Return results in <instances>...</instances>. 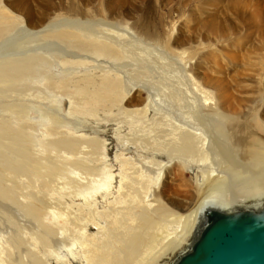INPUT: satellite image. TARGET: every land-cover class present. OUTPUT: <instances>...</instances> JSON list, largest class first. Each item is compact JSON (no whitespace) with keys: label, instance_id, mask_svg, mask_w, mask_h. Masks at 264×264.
Listing matches in <instances>:
<instances>
[{"label":"bare ground","instance_id":"6f19581e","mask_svg":"<svg viewBox=\"0 0 264 264\" xmlns=\"http://www.w3.org/2000/svg\"><path fill=\"white\" fill-rule=\"evenodd\" d=\"M205 1H224V11L243 8L244 37L232 48L225 65L213 52L215 24L208 19L214 15L211 12L204 18L182 13L171 16L158 23L160 31L144 22L141 14L113 9L94 20L68 7L38 20L27 8L20 7L21 18L12 17L22 30L21 35L16 32L18 41L37 42L12 50L0 48V96H21L22 91L16 87L25 79L33 80L36 73L43 88L39 91L41 100L56 87L69 88L75 79H81L84 87L74 86V94H107L106 103L124 113L123 119L110 120L114 129H128L125 136L129 138L123 139L122 148L118 145L109 149L106 139H100L97 133L69 129V124L77 123L59 115L61 109L56 104L45 108L21 102L0 106L8 115L0 121V196L8 195L3 176L27 177L40 169L39 163L32 164L20 153L18 143L23 137L33 143L38 137L37 142L60 149L63 157L77 158L68 169L73 181L68 187L70 211L62 207L51 210L59 224L57 232H67L65 250L55 252L50 248L51 230L41 227L35 234V244L37 240L54 256L52 264H168L190 245L207 208L228 210L264 203V38L247 46L253 31L264 34V0L263 6L257 0L260 8L250 6V0ZM4 13L0 9V14ZM193 23L205 26L204 41L187 33ZM180 34L185 38L181 48L175 50L171 44ZM127 45L134 49L125 55L123 46ZM149 51L152 56L143 58ZM168 54L181 61L182 75L189 83L181 97L166 86L161 88L167 92L160 93L148 81L145 87L127 86L121 71L125 65L116 64L127 59L133 62L131 70L137 77H148L150 65L139 66L138 62L162 60V55ZM226 64L239 68L231 72ZM142 89L146 101L139 98ZM66 101V114L72 116L73 95ZM31 110L37 115L30 116ZM147 114L148 122L143 119ZM104 120L102 123L109 122ZM26 121L40 126L39 136ZM8 126L17 129L10 131ZM162 136L165 143L158 141ZM145 138L152 143H144ZM79 146L84 151L76 152ZM120 149L133 152L135 160ZM26 210L39 215L34 207ZM5 239L0 241V264H46L42 260L36 263L26 252L12 259L7 246H13V239Z\"/></svg>","mask_w":264,"mask_h":264},{"label":"rangeland","instance_id":"374dc122","mask_svg":"<svg viewBox=\"0 0 264 264\" xmlns=\"http://www.w3.org/2000/svg\"><path fill=\"white\" fill-rule=\"evenodd\" d=\"M260 2L263 6L262 0H260ZM257 3V0H250V6H257ZM55 5H58L59 8H55ZM224 6V1L212 3L205 0H0V9L5 11V15L0 14V35L5 34L2 36L5 40L3 41L1 40L2 38L0 39V48L12 50L21 46H35L37 42H19L18 38L15 37L16 32H18L17 35L22 34V30L20 26H18L19 23L14 22L12 18L13 16L21 18L20 15L22 13L19 12L20 7H25L29 10V12L31 11L30 14L34 20H38L44 16V14H49L51 12L57 13L58 11L62 12L65 7L79 11L91 20L99 18L101 14L112 9L121 13L130 14L132 12L134 15H143L144 22L148 23L157 31L161 30V28L158 27V23L165 22L171 16H178L182 13L188 16L193 15L204 18L203 16L206 13L211 12L214 15L208 17V19L211 21L213 20L215 24L214 30H212L213 32L211 34L213 52L216 54L215 58L219 59V62L221 64L223 63L222 65H225V63L228 62L226 58H228V55L232 53V48L236 47L244 37V26L246 20L243 16L244 12H242V7H239L235 12L232 10L224 11ZM257 7L260 8V6ZM169 13L170 15H167ZM193 24L194 27L187 30V33L190 36H199L202 38V41H204L205 38H203V35L206 33L205 26H202L201 23ZM5 26L6 28H4ZM9 29L13 30V32L11 30L8 32ZM184 34H180L179 37L172 42L171 45L175 50H179L181 48V42L185 38ZM263 38V33L253 31L247 46L262 42ZM123 47L127 50L125 55L129 53L130 49H134L132 45ZM72 50L82 54V52L75 49ZM136 55L137 51L135 50L134 58H136ZM151 56L152 52L149 51L143 55V58L149 59ZM162 56L164 57L162 60L151 59L149 62H138L139 66L150 65L151 67L149 76H142L143 78L137 77L135 72L131 70L133 65L130 64L133 62H130L127 59H120L116 61V64L125 65V70L121 71H124L125 73L124 80L126 81L127 86L135 84L145 87L146 81H148L153 85V88H158L160 93L166 91L161 88V86H166L169 91L175 90L177 95L181 97L185 94V88L187 90L189 88V83L183 77L181 72V61L169 54L168 56ZM119 65H116L117 69H120ZM210 65H214V61H211ZM227 65L231 66V72H233L236 67V69L239 68L238 65H233V67L230 64H226V66ZM120 76H122V74H120ZM115 77L119 78L117 75H115ZM74 86L82 88L84 87V82L81 79H75L72 82V87L67 88L58 86L54 91L48 92V96L45 94L47 96L46 100H41L39 91H43V88L38 82V73H36V77L33 80L25 79L16 87V89H20L22 91L21 96H18L15 93H9V96H0V106H12L15 103L21 102L24 104L29 103L30 106L40 104L43 108H45L50 105L53 107L54 104H56L61 109L59 115H63L67 119L77 123V126L73 123L69 124V129L97 133L100 139H106L107 143L105 144L109 147V149L118 145L121 147V142L124 143L123 139L129 138L125 136V134L128 133V129L122 128L120 130H116L114 129V122H110V120H121L124 117V113L116 112V106H111L106 103V100L109 99L107 94L89 95L83 91H79L77 94H74ZM70 95H73L74 97L75 114L72 116H68L66 114V99ZM139 96V98L146 101L147 94L143 89ZM126 107L129 109L134 108L130 105H126ZM29 114L30 116L37 115V113L32 110ZM6 117H8V115H6L0 108V121ZM104 119H109L110 124L109 122H103V124L102 121H105ZM143 119L148 122V114L144 116ZM26 123L36 129L33 133L39 136L40 126H38L37 123H32L31 121H26ZM137 124L141 125L142 121H138ZM118 125H120V123H118ZM7 129L15 132L17 128L16 126H8ZM116 131H119L118 135L114 133ZM73 133L76 135V131ZM119 135L121 136V139L118 140L117 136ZM159 135L161 136L163 133L159 132ZM129 136L131 137V134H129ZM161 138L164 139V136L160 137L158 141L160 143H165V141ZM145 139L144 143H152L149 139ZM36 140L38 141V137H36ZM37 141L36 143H33L23 137L22 143H18V148L20 153L30 159L32 164L37 165L39 163V171L35 174H30L27 177L21 176L9 178V176H3V184L8 187V195L3 197L0 196V241H6L5 237L7 236L9 240L13 239V246H7V242H3V245L8 247V255L12 259H17L26 252L32 256V259L36 260V263H40L42 260L41 263L47 264L48 262H51L52 264L54 263V256L49 255V253L45 251L47 249L43 248L37 240V244H35V234L38 235L37 233L41 227L51 230L52 234L48 238L51 243L50 248L55 250V252L65 250L64 247L66 246L67 232H63V234H59V230L57 232V226L59 224H56V221L51 214V210L62 207L65 211H70L69 204H71L72 200L68 187L73 185V181L71 180L72 174L70 175L68 169L77 158L63 157L60 149L50 147L48 146V143H39ZM133 143H136V141ZM123 148H125V146H123ZM0 150H2L1 147ZM82 150L84 151V149L79 146L76 152H81ZM120 150L124 156H131V160H135L133 152L125 153L124 150ZM105 153L107 154L106 151ZM84 154L85 152L82 153V156H84ZM37 158H39V161ZM95 162L97 163L99 161ZM102 177L103 176H100V178ZM184 177L187 178L188 175L185 173ZM251 205L258 204L255 203ZM28 207L38 209L39 215L35 216L27 212L26 209ZM231 207H233V205H231ZM89 227H91V230L94 228L92 225ZM60 240L64 243V245ZM109 240L111 242L112 238L109 237ZM36 256H38V259L40 260H38ZM50 257H52V259Z\"/></svg>","mask_w":264,"mask_h":264},{"label":"water","instance_id":"95a60500","mask_svg":"<svg viewBox=\"0 0 264 264\" xmlns=\"http://www.w3.org/2000/svg\"><path fill=\"white\" fill-rule=\"evenodd\" d=\"M190 245L168 264H264V203L207 208Z\"/></svg>","mask_w":264,"mask_h":264}]
</instances>
